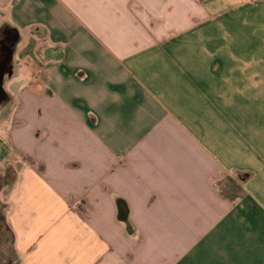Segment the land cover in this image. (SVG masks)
<instances>
[{
    "label": "crops",
    "instance_id": "obj_1",
    "mask_svg": "<svg viewBox=\"0 0 264 264\" xmlns=\"http://www.w3.org/2000/svg\"><path fill=\"white\" fill-rule=\"evenodd\" d=\"M1 41L7 263L264 264V0H0Z\"/></svg>",
    "mask_w": 264,
    "mask_h": 264
},
{
    "label": "rangeland",
    "instance_id": "obj_2",
    "mask_svg": "<svg viewBox=\"0 0 264 264\" xmlns=\"http://www.w3.org/2000/svg\"><path fill=\"white\" fill-rule=\"evenodd\" d=\"M13 165V164H12ZM6 165L4 168L0 169V264H7L5 260V254L9 250L8 240L10 238V231L8 230L7 223L5 222V215L7 212V204L5 200V195L11 181V177L15 171V166ZM12 174L10 178L5 180L6 175Z\"/></svg>",
    "mask_w": 264,
    "mask_h": 264
},
{
    "label": "water",
    "instance_id": "obj_3",
    "mask_svg": "<svg viewBox=\"0 0 264 264\" xmlns=\"http://www.w3.org/2000/svg\"><path fill=\"white\" fill-rule=\"evenodd\" d=\"M2 50H5L9 54L11 53V48L5 46V43L3 41L0 42V52ZM4 56L7 57L9 55H4ZM1 57H2V55L0 53V101H2V96H3V92H2L3 77H4L5 73H8V68H9L8 61L7 60L2 61L3 59ZM7 59H8V57H7ZM7 264H11V263H7Z\"/></svg>",
    "mask_w": 264,
    "mask_h": 264
},
{
    "label": "trees",
    "instance_id": "obj_4",
    "mask_svg": "<svg viewBox=\"0 0 264 264\" xmlns=\"http://www.w3.org/2000/svg\"><path fill=\"white\" fill-rule=\"evenodd\" d=\"M10 172H8V174L6 175V177H5V180H7L8 178H10L11 177V175L12 174H9ZM14 177H15V172L13 173V175H12V179H11V181L10 182H8L9 183V185L12 183V181H13V179H14ZM1 179V178H0ZM2 219H5V218H2Z\"/></svg>",
    "mask_w": 264,
    "mask_h": 264
}]
</instances>
